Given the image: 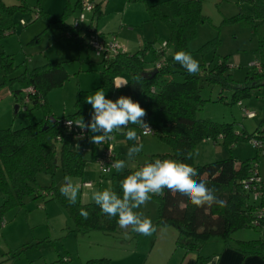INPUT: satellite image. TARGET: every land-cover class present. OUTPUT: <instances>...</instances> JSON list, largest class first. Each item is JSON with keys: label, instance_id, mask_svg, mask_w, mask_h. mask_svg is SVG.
<instances>
[{"label": "rangeland", "instance_id": "1", "mask_svg": "<svg viewBox=\"0 0 264 264\" xmlns=\"http://www.w3.org/2000/svg\"><path fill=\"white\" fill-rule=\"evenodd\" d=\"M76 1L0 0V14L2 3L5 6L25 3L27 7L17 8L12 13L14 28L9 34L0 36V52L10 54L16 65L13 71L6 74L7 78L12 79L26 69H33L49 61L62 62L69 74L63 85L49 90L45 97L50 118L72 114L75 111L78 91L92 95L103 89L108 99L115 100L120 97L119 89L114 85L109 90L101 84L102 56L97 55L96 49L90 45L91 37L97 39L100 31L120 51L134 52L153 42L156 47L163 48L164 56L169 57L173 53L172 46L166 44L169 32L162 15L177 19H174L167 0H90L93 6L90 11L77 8ZM261 1L264 3V0ZM96 3H101L103 13L91 20ZM250 3L246 0H201L200 6L205 17L197 24L196 34L188 42L191 55L199 61V66L214 63L217 58L226 55L228 72L232 79L236 82L245 80L247 73L253 69L249 65L259 60L260 46L250 26L234 17L252 14L253 5ZM67 5L70 8L67 21L79 18L77 23L80 30H73V33H78L75 36H71L69 31L62 36L58 24L63 19V11ZM89 22L93 24L90 28L95 27L96 31L87 36ZM82 36H85L83 40L78 41ZM143 58L145 67L152 68L154 57L150 49L145 51ZM4 75L5 72L1 70L0 129H17L44 119L43 107L33 108L26 103L23 99L24 90L22 91L17 82H13L10 87L3 84ZM117 78L127 80L128 74L122 73L114 77V81ZM175 79L180 80L182 77L176 75ZM15 90L21 91L15 96ZM199 92L205 102L197 111L196 117L217 123H230L235 132L242 133H253L262 125L264 85L251 89V93L241 98L240 102L233 100L231 89L222 90L219 84L202 82ZM15 105H18L17 110ZM244 109L254 112V116L244 115ZM123 131L124 129L114 130L113 139L108 144L117 160L126 161V168L134 169L149 161L153 155L166 154L171 150L166 141L147 134L139 140L144 145L141 152L133 159H128L127 150L130 146ZM90 137L72 145L74 149L82 152V158L86 160L82 176L71 177L74 184L81 186L77 195V201L80 202L94 201L93 193L96 191H111L109 178L116 172L112 168L110 171H103V175L100 174L97 160L91 158L92 152L94 156L101 155L107 142L97 146L91 143ZM58 146L60 144L56 147ZM256 153L252 142L241 140L229 149L218 137L217 140H200L193 152V162L203 164L231 155L238 160H246L253 158ZM258 161L259 171L264 175V156L260 155ZM53 172V175L47 172L37 174L32 185L38 192L42 193L45 187L52 184L59 190L65 183L60 163ZM219 190L225 193L223 188ZM150 196V201L135 211L143 213V217L150 218L155 223L158 201L152 194ZM2 197L0 191V204ZM260 198L256 200L260 201ZM23 202L24 205L20 208H9L4 212L3 225L0 227V264H63L64 260H68V264H85L89 260L103 258L108 260V264H174L178 257L179 249L175 254L172 253L174 246L169 251L157 248V237L161 233L164 234L160 238L165 235L171 238L170 233L177 234L172 226H161L149 236L138 234L136 237L128 231L131 226L115 234L96 229L88 232L69 231L68 229L74 228L73 221L61 208L56 197L49 194L35 197L34 193H29L23 196ZM232 235L234 238H257L260 230L242 228Z\"/></svg>", "mask_w": 264, "mask_h": 264}, {"label": "trees", "instance_id": "2", "mask_svg": "<svg viewBox=\"0 0 264 264\" xmlns=\"http://www.w3.org/2000/svg\"><path fill=\"white\" fill-rule=\"evenodd\" d=\"M167 1L174 19H177L173 20V17L162 15L168 27L166 44L172 46V56H164L162 47H156L153 42H149L144 48L134 52L118 50L112 56L101 59L103 66L100 71L101 84L110 90L114 85V77L127 73L129 83L119 88V95L131 97L145 109L147 115L144 120L152 129L147 134H153L166 141L171 148L170 152L153 155L149 161L134 169L125 168L122 172L112 173L109 178L111 191L122 196L121 180L154 159L172 158L188 163L199 172L197 182H204L207 187L215 189V195L225 200L227 206L221 208L214 204L212 207L197 208L178 193L173 195L165 189L162 195L152 194L158 201L157 221L153 223L156 228L161 226L175 228L177 235L174 239V249H180L184 253H194L196 259L193 264L205 262L206 256H203L200 250L210 238L221 239L225 246L245 256L258 255L264 258V180L260 178L250 189L243 188V181H247L253 165L258 168L259 156H264V120L253 133H242L235 132L230 123H217L196 117L197 111L205 102L199 92L202 82L219 84L222 90L231 89L233 100L238 102L241 98L248 96L251 89L264 85V3L261 0H246L253 5L252 14L234 17L250 26L260 46L259 60L249 65L253 68L252 71L247 73L243 82H236L228 72L226 55L217 58L214 63L201 65L197 75H189L179 63L174 61V55L180 50L191 53L188 42L195 36L196 26L204 20L205 16L200 6L201 0ZM23 4L5 6L2 3L0 36L9 34V31L14 28L12 13L17 8H27L25 3ZM75 6L81 8L80 0L76 1ZM69 9L67 5L63 11V19L58 23L62 36L67 35L66 31H69L71 36H75L78 33H73V30L75 28L80 30L77 23L78 17L73 18L71 22L67 21L70 17ZM92 11L91 20L103 13L101 3H96ZM90 27H93L91 22L86 30L87 36L90 32L96 31L95 27ZM99 35L102 39H106L104 35ZM84 37L78 38V41H82ZM148 49L152 51L154 57L152 68L145 67L143 58ZM13 62L10 54L0 52V71L5 72L3 84H8L10 87L13 82H17L22 91L24 90L25 102L31 104L33 108L42 106L45 116L41 121L29 123L17 129H0V191L3 195L0 204V227L3 225L5 210L20 208L24 205L23 196L34 193L35 197L49 194L58 199L61 208L73 221L74 228L68 229L69 231L88 232L96 229L107 234L118 233L121 230L117 224L118 218L109 219L101 212L95 201H77L75 205H71L55 185L45 187L42 193L32 185L40 172L53 175L58 163L62 167L64 177L82 176L86 160L82 158V152L74 149L72 145L80 140H86L94 133L87 130L82 132L75 127L69 129L64 125V121L83 117L87 123L90 121L92 109H90L91 105L85 102L87 93L78 91L75 111L72 114L50 118L45 97L49 90L60 87L69 78L62 62L49 61L33 69H26L18 76L8 79L6 74L16 68ZM158 63L159 66H157ZM153 69H155L154 73H152ZM176 75H180L182 79L176 80ZM137 77L140 79L137 80ZM20 91L15 90V96ZM129 127L136 129L140 139L145 135L143 130L135 125H129ZM126 131L127 129L123 131L125 135ZM218 137L229 149L241 140L252 142L257 153L253 158L246 160H238L231 155L203 164H195L193 157L186 159V153L189 151L193 153L200 140H217ZM108 142L106 148L109 145ZM133 143L135 142L128 140L127 144L132 146ZM57 144L60 146L56 147ZM112 154L113 161L117 160L116 155L113 152ZM92 155L91 158L94 157L97 160V157H101L103 153L94 156L92 152ZM110 165L111 162L109 168ZM103 171L100 170L101 175ZM222 188L225 193L219 190ZM252 188L259 191L260 201L252 198ZM81 208L89 212L87 219L80 215ZM242 228H258L260 236L251 239L234 238L233 232ZM128 231L132 232L134 237L139 234L132 231L131 227ZM67 262L68 260H64L63 264H68ZM85 264H108V260L93 259Z\"/></svg>", "mask_w": 264, "mask_h": 264}, {"label": "clouds", "instance_id": "3", "mask_svg": "<svg viewBox=\"0 0 264 264\" xmlns=\"http://www.w3.org/2000/svg\"><path fill=\"white\" fill-rule=\"evenodd\" d=\"M173 59L189 75H197L200 71L199 61L194 59L189 52L180 50ZM136 79L139 80L140 77ZM128 83L127 80L118 79L114 82V86L119 89L127 86ZM85 102L92 107L90 121L86 123L83 117L75 120L69 119L66 121L69 128L75 125L82 132L87 130L94 133L90 137V141L97 146L111 141L114 130L127 129L126 138L135 142L128 148L127 158L133 159L141 152L144 145L139 143L140 136L136 129L130 128L129 125H135L138 129L143 130L145 135L152 129L145 122L144 117L147 113L138 102L124 95L115 100L108 99L103 89L88 95ZM192 157L191 151L186 153V159H192ZM126 167L125 160H114L110 168H106L104 171L107 172L114 168L117 172H122ZM198 176V170L188 163L181 160L157 158L121 180L122 196L110 190H103L94 192L93 200L109 219L118 218L117 224L121 229L131 226L132 231L149 236L157 230L156 226L150 218L143 217V213L135 210L150 201L152 198L150 194L162 195L166 189L173 195L178 193L197 208L212 207L214 204L221 208L227 206L225 200L215 195V189L207 187L204 182H197ZM64 181L65 183L60 186L59 191L66 197L69 204L75 205L81 186L74 184L69 176H65ZM80 215L87 219L89 212L81 208Z\"/></svg>", "mask_w": 264, "mask_h": 264}, {"label": "crops", "instance_id": "4", "mask_svg": "<svg viewBox=\"0 0 264 264\" xmlns=\"http://www.w3.org/2000/svg\"><path fill=\"white\" fill-rule=\"evenodd\" d=\"M103 33H104L103 31L102 33L100 31L99 34L104 35ZM103 39L108 40V38L106 39L103 38ZM118 79L123 80V79L117 78L115 79L114 82H116ZM259 176H261L262 180H264V175L260 173ZM163 234L164 233H161L159 237H157V244H158L157 248H163L169 251V249L171 250V248H173L172 246H174V241H175L174 239L177 234L174 233V235H172V233H170L171 238L173 240L166 235L160 238ZM240 239H245V238H240ZM246 239H249V238H246ZM176 250L174 249L172 253L175 254L174 252L178 251ZM200 252L202 253L203 256H206V260L202 264H264V258H261L258 255L245 256L242 253L238 252L237 250H233L232 248L225 246L222 240L218 238H210L209 240H207V242L205 243L203 248L200 250ZM177 253H178V257L174 260L175 261L174 264H193L195 263L196 255L194 253H190V252L184 253L180 249H179V252Z\"/></svg>", "mask_w": 264, "mask_h": 264}, {"label": "built area", "instance_id": "5", "mask_svg": "<svg viewBox=\"0 0 264 264\" xmlns=\"http://www.w3.org/2000/svg\"><path fill=\"white\" fill-rule=\"evenodd\" d=\"M80 5H81V9L88 10V11H90L93 8V6L91 5V1L90 0H80ZM90 45H91L92 48L96 49L97 55L102 56V58L103 57L112 56L114 53H117L118 50H120L119 47L116 46V44H114L113 42H109L107 40H104L101 37H98L97 39L95 37H91ZM157 66H159V64ZM253 113L254 112H251V111H248L247 109H245V114L244 115L249 116V117H253L254 116ZM64 122H65L64 125L67 128H69L67 126V124H66V121H64ZM74 127L76 129L82 131L81 129H79L75 125H73L71 128H74ZM149 132L150 131H148V133ZM112 156H113L112 148H111L110 145H108V147L104 150L103 155L101 157H97L98 158L97 162H98V164L100 166L99 170H104L106 168H109L110 162L112 163V161H113V157ZM258 174H260L259 173V167L256 168L255 165H253L251 174L247 178V181H243V183H244V187L243 188L244 189H250V187H252L254 182L259 181L261 177H259ZM252 193H253V196H254L255 200H256V198L260 197L259 191L255 190V188H252Z\"/></svg>", "mask_w": 264, "mask_h": 264}, {"label": "water", "instance_id": "6", "mask_svg": "<svg viewBox=\"0 0 264 264\" xmlns=\"http://www.w3.org/2000/svg\"><path fill=\"white\" fill-rule=\"evenodd\" d=\"M155 69L152 70V73H154ZM18 105H15V110H17Z\"/></svg>", "mask_w": 264, "mask_h": 264}]
</instances>
